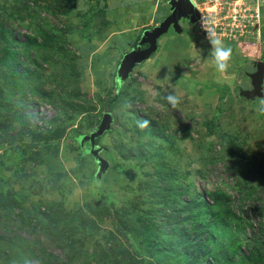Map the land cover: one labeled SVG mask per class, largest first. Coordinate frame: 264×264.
I'll return each instance as SVG.
<instances>
[{
	"label": "rangeland",
	"instance_id": "rangeland-1",
	"mask_svg": "<svg viewBox=\"0 0 264 264\" xmlns=\"http://www.w3.org/2000/svg\"><path fill=\"white\" fill-rule=\"evenodd\" d=\"M169 1L0 0V264H264V0L235 41L180 19L121 78Z\"/></svg>",
	"mask_w": 264,
	"mask_h": 264
},
{
	"label": "built area",
	"instance_id": "built-area-1",
	"mask_svg": "<svg viewBox=\"0 0 264 264\" xmlns=\"http://www.w3.org/2000/svg\"><path fill=\"white\" fill-rule=\"evenodd\" d=\"M200 15L194 24L199 30L213 26L220 39L235 41L246 28L256 25L257 8L249 9L259 0H191ZM252 7V6H251ZM251 22V23H250ZM210 29V28H209Z\"/></svg>",
	"mask_w": 264,
	"mask_h": 264
},
{
	"label": "water",
	"instance_id": "water-1",
	"mask_svg": "<svg viewBox=\"0 0 264 264\" xmlns=\"http://www.w3.org/2000/svg\"><path fill=\"white\" fill-rule=\"evenodd\" d=\"M169 5L171 6L172 13L162 22L158 27L153 29L151 32L145 34L142 39V44L148 45L145 50H138L131 52L130 62L128 65H122L119 72L121 78L127 76V74L132 70L135 64L142 62L148 56H150L157 49V40L166 34L169 28H172L176 32H180L179 20L182 18H188L192 23L199 20L200 15L197 12L193 2L191 0H170ZM256 73L253 75V82L256 86V90L259 91L261 79L264 77V63L259 62L256 67ZM110 122L109 114H105L102 124L98 127L97 132L89 137L91 145L93 146V138L100 135L104 130L107 129L108 123ZM99 150L92 148L91 154L97 157ZM100 169H105L106 163L101 158L99 159Z\"/></svg>",
	"mask_w": 264,
	"mask_h": 264
},
{
	"label": "trees",
	"instance_id": "trees-1",
	"mask_svg": "<svg viewBox=\"0 0 264 264\" xmlns=\"http://www.w3.org/2000/svg\"><path fill=\"white\" fill-rule=\"evenodd\" d=\"M113 99H115V98H113ZM112 101H114V100H112ZM225 198L226 197H225V195L222 192L217 191V192H214V193L210 194L209 201L202 203V205L205 206L204 211H203L205 216H203V218L200 219V220L197 219V224H200V226H201L202 223H204L202 229H200V226H199V229H198L199 232H202L203 234H207L212 227H219L220 229H222L225 226L226 223L229 225V220H226L225 222H223L222 220H220V216H219L221 208L222 207H226L225 202H223L225 200ZM225 211H226L225 212V214H226L227 211H228L227 207H226ZM198 217H200V216H198ZM231 224L232 223H231V220H230V225ZM205 241L216 242L218 244L219 242L222 243L224 240H222V239L219 240L217 233L209 232L205 236L204 242ZM260 241H261L260 239H257V241L253 240L254 245H252V249L255 250L256 249V245H257V248L262 249V251L257 249V253L254 255V257L257 256L258 259L259 258L260 259H264V241L263 242H260ZM201 248H202V244H201ZM221 250L222 251L226 250L227 253H229L228 248L222 247ZM254 250H252V251H254ZM251 253H253V252H251ZM203 255H204V253H203ZM210 257H211V255L208 254L204 258H210ZM212 259H214V257ZM249 259H253V257L249 256Z\"/></svg>",
	"mask_w": 264,
	"mask_h": 264
},
{
	"label": "clouds",
	"instance_id": "clouds-1",
	"mask_svg": "<svg viewBox=\"0 0 264 264\" xmlns=\"http://www.w3.org/2000/svg\"><path fill=\"white\" fill-rule=\"evenodd\" d=\"M212 44L214 46L213 58L216 69L218 72L224 73L227 72L229 68V61L232 57V50L230 47L224 46L223 42L219 39L212 40ZM159 95V93H157ZM168 104H170L173 108H176L181 103L182 98L175 94H169L166 97ZM261 105H264V100L260 101ZM261 114H264V108L259 109ZM147 125V121L144 122V126Z\"/></svg>",
	"mask_w": 264,
	"mask_h": 264
},
{
	"label": "bare ground",
	"instance_id": "bare-ground-1",
	"mask_svg": "<svg viewBox=\"0 0 264 264\" xmlns=\"http://www.w3.org/2000/svg\"><path fill=\"white\" fill-rule=\"evenodd\" d=\"M257 25V24H256ZM258 26V25H257Z\"/></svg>",
	"mask_w": 264,
	"mask_h": 264
}]
</instances>
